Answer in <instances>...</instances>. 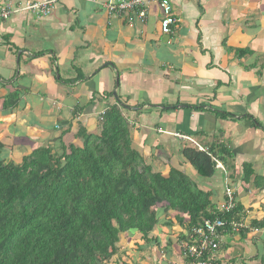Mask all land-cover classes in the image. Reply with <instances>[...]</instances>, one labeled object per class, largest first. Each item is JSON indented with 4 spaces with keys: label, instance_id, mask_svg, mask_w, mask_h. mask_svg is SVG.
<instances>
[{
    "label": "crops",
    "instance_id": "1",
    "mask_svg": "<svg viewBox=\"0 0 264 264\" xmlns=\"http://www.w3.org/2000/svg\"><path fill=\"white\" fill-rule=\"evenodd\" d=\"M26 1L43 0H12ZM105 1L54 0L45 18L23 11L0 22V160L19 162L34 144L53 146L60 127H69L64 143L72 141L79 123L95 128L108 104L121 101L130 107L121 106L132 147L163 175L171 167L195 175L180 155L183 146L208 148L198 141L188 146L194 134L212 135L216 150L231 151L199 187L218 206L230 186L244 228L261 219L264 181L242 174L248 164L264 178V0H170L178 19L170 34L160 30L156 4L146 6L143 18L117 17ZM14 92L15 105L4 107ZM184 219L160 214L156 243L120 235L117 253L103 264H190L180 246L190 230ZM219 250L217 264L258 263L264 228H249L244 237L224 232Z\"/></svg>",
    "mask_w": 264,
    "mask_h": 264
},
{
    "label": "trees",
    "instance_id": "2",
    "mask_svg": "<svg viewBox=\"0 0 264 264\" xmlns=\"http://www.w3.org/2000/svg\"><path fill=\"white\" fill-rule=\"evenodd\" d=\"M16 100L17 93H11L4 107ZM96 123L94 132L79 123L67 143L62 138L69 127H60L53 146L31 145L19 162L0 160V264H103L117 253L122 234L156 243L152 231L160 214H173L179 223L186 218L189 229L218 217L229 233L232 221L243 222L239 203L221 211L211 192L181 169L171 167L163 175L146 163L132 147L130 125L119 104H108ZM180 155L206 178L214 174L215 160L225 163L232 152L223 146H183ZM242 175L247 181L253 175L256 184L264 181L248 164ZM166 221L171 224L170 218ZM249 228H264V216L238 233L244 237ZM254 257L259 262L253 264H264V253Z\"/></svg>",
    "mask_w": 264,
    "mask_h": 264
},
{
    "label": "built area",
    "instance_id": "3",
    "mask_svg": "<svg viewBox=\"0 0 264 264\" xmlns=\"http://www.w3.org/2000/svg\"><path fill=\"white\" fill-rule=\"evenodd\" d=\"M53 2L54 0H43L15 3L12 0H0V22L14 13L23 11L30 13L36 19L45 18L51 14ZM151 3L156 4L160 10L161 32L170 34L178 22L172 11L170 0H107L102 5L111 16L120 17L127 12H135L143 18L146 6ZM174 135L186 139L179 133H174ZM216 167L222 168V165L216 161ZM223 195L224 201L218 205V208L221 211H229L235 205L234 192L230 186L224 187ZM224 226L225 221L215 217L213 219L204 218L191 227L186 241L180 244L183 254L191 260L190 264H215ZM243 226L242 221H232L229 225L231 231H237Z\"/></svg>",
    "mask_w": 264,
    "mask_h": 264
},
{
    "label": "rangeland",
    "instance_id": "4",
    "mask_svg": "<svg viewBox=\"0 0 264 264\" xmlns=\"http://www.w3.org/2000/svg\"><path fill=\"white\" fill-rule=\"evenodd\" d=\"M114 1V0H113ZM113 98H115V96H112ZM116 100H117V97L115 98ZM120 105L121 106H123L125 109L126 108H130L129 106H126L124 103H122L121 101H120ZM144 105H146V103L144 104ZM140 114V112H137V114L136 115H139ZM155 113H152L151 112V116H155V120H157V117H158V114H155ZM139 119V118H138ZM140 119L141 120H144V119H146L145 117H143V116H141L140 115ZM244 119L242 118L240 121H243ZM244 122V121H243ZM90 130V132H94L95 130H97V124H96V127L95 128H89L88 129V131ZM192 134V133H191ZM197 134H194V135H192L191 137V139H192V141L190 140V141H187L186 143H187V145L188 146H196L195 145V142L197 143V141L198 142H200L201 144H205V143H207V145H208V147H210V148H215L216 146H217V144L218 143H215V144H213L212 143V141L215 139V138H213L212 137V135H210V139L209 138H207V140H206V138H199V136H196ZM186 137V136H185ZM188 137H186V139H187ZM190 138V137H189ZM219 138L224 142L223 144L224 145H226V139L224 138V133L222 132V134H219ZM220 142V141H219ZM210 143H212V144H210ZM220 143H222V142H220ZM210 144V145H209ZM214 150V149H213ZM216 150V149H215ZM141 152V151H140ZM144 158H145V160L147 159L146 158V156L145 155H142ZM220 163V162H219ZM221 164V163H220ZM191 168V167H190ZM219 171H221L222 173H224L225 174V172L226 171H224V170H219ZM188 175H189V177L192 179V181H194V183H196V185L199 187H202L201 185H202V181H201V179L200 178H202V177H200V176H198L196 173H195V175L193 176H191L189 173H188ZM223 177H224V175H223ZM202 179H204V178H202ZM214 190L216 191L217 189L216 188H214ZM260 200H262L263 202H264V198L263 197H260ZM212 201L213 202H215L216 200H215V198H212ZM241 229V228H240ZM239 229V230H240ZM239 230H237V231H233L232 233H234V234H236V233H238V231ZM224 233V231L222 232V234ZM219 251L220 250H218L217 251V253L219 254Z\"/></svg>",
    "mask_w": 264,
    "mask_h": 264
},
{
    "label": "water",
    "instance_id": "5",
    "mask_svg": "<svg viewBox=\"0 0 264 264\" xmlns=\"http://www.w3.org/2000/svg\"><path fill=\"white\" fill-rule=\"evenodd\" d=\"M115 98H116V96H115ZM136 231V229H131V232H135Z\"/></svg>",
    "mask_w": 264,
    "mask_h": 264
},
{
    "label": "clouds",
    "instance_id": "6",
    "mask_svg": "<svg viewBox=\"0 0 264 264\" xmlns=\"http://www.w3.org/2000/svg\"><path fill=\"white\" fill-rule=\"evenodd\" d=\"M218 161V160H215V162ZM219 162V161H218Z\"/></svg>",
    "mask_w": 264,
    "mask_h": 264
}]
</instances>
